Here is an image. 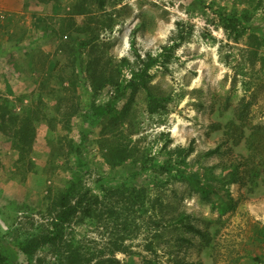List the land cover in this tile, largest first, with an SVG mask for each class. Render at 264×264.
<instances>
[{
  "label": "rangeland",
  "instance_id": "obj_1",
  "mask_svg": "<svg viewBox=\"0 0 264 264\" xmlns=\"http://www.w3.org/2000/svg\"><path fill=\"white\" fill-rule=\"evenodd\" d=\"M152 61L167 99L154 113L139 83ZM249 124L264 126V0H0L1 250L14 264H264ZM198 169L230 206L183 173ZM66 195L57 239L20 253Z\"/></svg>",
  "mask_w": 264,
  "mask_h": 264
},
{
  "label": "trees",
  "instance_id": "obj_2",
  "mask_svg": "<svg viewBox=\"0 0 264 264\" xmlns=\"http://www.w3.org/2000/svg\"><path fill=\"white\" fill-rule=\"evenodd\" d=\"M153 63V61L151 63H149V65L143 69L142 73H140L139 75V83L141 84V86L147 91V96H148V110L152 113L154 112H158L159 110L163 109L166 107V98L159 96L157 94H155L154 92L151 91L149 84H148V80H147V70L149 68V66H151ZM111 102L107 103V104H103V105H98L95 108V113H96V117H95V122L98 121L99 119H101L104 115L108 114L110 111V106H111ZM250 126V130L248 131V135H247V139H248V143L250 146V151L251 154L250 156L247 158L246 160V166H247V170L248 171H253L254 176L251 178V181L254 182L255 178H257V176H255L256 174H263L264 173V126H256V125H251ZM193 150V147H191L188 151V154ZM259 157V164L257 165L255 163V159ZM181 173L183 172L182 170H179ZM203 169H198L196 172H191V173H185L183 172L185 175H187V177L189 178V180L198 188H200L201 190L207 192V191H212L216 194V196L218 197V199L221 201V203L228 207L230 206V204H232V198L229 197L228 191H227V195L223 194L222 189H220L217 185H214L213 183L210 182H205L204 178H203ZM67 195L62 199V203L64 204V210L59 217H57V221H53V228H52V233L51 234H46L44 236H42L39 239H30L28 241H24L19 245V251L20 253H22L23 255H31L35 250L39 249L40 247H42L45 244H49L52 243L53 241H55L58 237V232L55 230V224L57 225L58 222L59 223H64L66 221H68V219L71 216V212L70 210L66 207V203H67ZM186 227L190 230H198L194 225L187 223ZM57 228V226H56ZM200 231V230H198ZM262 238H264V234L262 235ZM261 247H262V252L260 253V255L256 256V260L258 262L264 263V240L263 243H261ZM0 264H14L12 262L9 261L8 256L1 250L0 248Z\"/></svg>",
  "mask_w": 264,
  "mask_h": 264
}]
</instances>
